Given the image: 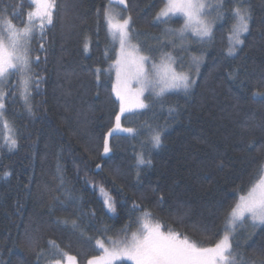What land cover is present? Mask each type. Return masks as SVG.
<instances>
[{
	"label": "trees",
	"instance_id": "16d2710c",
	"mask_svg": "<svg viewBox=\"0 0 264 264\" xmlns=\"http://www.w3.org/2000/svg\"><path fill=\"white\" fill-rule=\"evenodd\" d=\"M108 2L57 0L54 23L45 30L44 50L39 47V35L31 43L33 58H40L32 72L43 77L39 90L32 91L33 113L19 98L6 101L4 118L14 130L17 146L9 150L4 144L0 123V264H49V241L75 256L77 264H86L87 258L98 254L88 237L116 239L126 224L131 225L128 235L137 230L133 221L141 213H131L133 202L153 213L161 231L170 227L202 246H212L215 239L193 231L190 225L197 222L210 233L222 232L225 213L259 179L264 162V97L253 94L264 93L260 82L264 76V0H248L253 20L235 58L225 55L229 22L218 26L212 42L192 43L183 54V70L189 71L191 57L203 53L199 73L191 71L196 85L187 95L174 90L164 98L163 106L150 97L145 102L152 108L122 117L125 127L147 121L166 128L161 147L145 152L151 165L141 166L139 180L135 153L142 150L140 142L145 137L114 135L109 137L111 152L103 153V135L119 111L112 90L115 69L110 68L115 53L103 16H97V10ZM28 3L0 0V8L8 5L11 13L13 4H23L25 15L13 19L19 26L31 10ZM127 4L124 15L132 16L137 32L150 34L139 37L149 45L154 44L150 37L158 36L163 28L178 29L183 24L181 18L167 25L152 23L163 6L161 0H127ZM97 68L102 70L99 82L93 74ZM238 68L240 78H229ZM16 79L12 78L13 83ZM241 80L246 86L240 85ZM169 107L177 108V114L170 116ZM117 168L120 177L113 176ZM4 173L10 175L5 178ZM101 187L117 201L116 214L107 212ZM160 195L165 199L157 207ZM93 210L94 217L90 215ZM184 212L188 216L183 223L174 218ZM72 220L80 225L78 229ZM239 238L247 257L264 259L260 252L264 225L242 231ZM115 264L132 263L119 260Z\"/></svg>",
	"mask_w": 264,
	"mask_h": 264
},
{
	"label": "snow or ice",
	"instance_id": "6c2138e0",
	"mask_svg": "<svg viewBox=\"0 0 264 264\" xmlns=\"http://www.w3.org/2000/svg\"><path fill=\"white\" fill-rule=\"evenodd\" d=\"M115 2L124 6L123 9L117 11L114 0H109L108 4L97 10V16H103L112 51L115 53L110 68L114 66L115 69L116 83L112 90L119 101L114 125L103 135V153L107 155L111 152L109 137L114 135L126 133L131 138L145 137L140 142L142 150L135 153L139 180L141 166L151 165V159L146 157L145 152L161 147L166 128L147 121L136 127H123L122 117L137 109L152 108V104L145 102L150 97L153 101H161L163 106L164 98L174 90L183 91L187 95L196 85L191 71L194 68L196 74L199 73L203 53L191 57L189 71L183 70V54L190 51L189 46L192 43L212 42L218 26L227 25L229 22L231 26L227 30L225 55L235 58L245 42L243 37L250 31L253 15L248 0H161L163 6L153 16L152 23L156 26L167 25L173 17L179 15L183 18V24L178 29L163 28L158 36L150 37L154 44L149 45L139 37H149L150 34L137 32L132 26V16L124 15L128 10L127 0ZM11 7V13L8 5L0 8V123L5 130L4 144L9 150L16 148L17 139L12 134V126L4 118L6 101L9 97L13 101L19 98L23 100L29 114L33 113L30 103L32 91L39 90L43 77L32 72V65L38 64L40 58H33L31 43L39 35V47L44 50L45 30L54 23L58 4L57 0H29L28 7L31 10L26 13V22L21 19L19 26L13 23V19L25 15L22 11L24 5L13 4ZM17 9L21 10L18 14ZM189 34L195 40H190ZM84 47L87 50V42ZM105 55L108 56L107 49ZM93 74L99 82L102 70L97 68ZM240 75L241 70L238 68L229 74V78L239 79ZM13 77H17L15 83L12 81ZM260 82L264 85V76ZM240 85L246 86L245 81L241 80ZM253 96L264 97V93H254ZM177 111V108L169 107L170 116L177 114ZM96 167L100 169L101 165L97 164ZM8 175L10 173H4L5 178ZM113 176H121L118 168L113 170ZM100 191L104 195L103 204L107 212L116 214L117 201L103 187ZM141 199L145 197L141 196ZM164 199L163 195L158 197L157 207L164 203ZM120 203L124 204L125 201ZM136 212L141 215L133 221L138 227L131 236L128 235L131 225L126 224L116 239L111 236L103 239L88 237L89 242L94 240V244L90 246L98 254L87 258L86 264H114L117 260H129L132 264H264V259L256 261L244 254L239 238L242 231L248 228L254 230L264 225V162L260 166L259 179L225 213L222 232L210 233L206 226L197 222L190 225L193 231L215 239L212 246H202L200 242L193 241L189 236L177 233L170 227L167 231H161L160 223L154 222L156 217L153 213L146 206L133 202L131 213ZM90 215L94 217L95 211H91ZM187 216L188 212H184L174 218L183 223ZM71 224L74 229L80 227L76 220H72ZM103 231L107 232L108 229ZM250 238L249 236L244 239ZM49 245V264H62L64 257H67L68 264H76V257L63 252L55 241H49ZM260 252L264 255V247Z\"/></svg>",
	"mask_w": 264,
	"mask_h": 264
},
{
	"label": "rangeland",
	"instance_id": "374dc122",
	"mask_svg": "<svg viewBox=\"0 0 264 264\" xmlns=\"http://www.w3.org/2000/svg\"><path fill=\"white\" fill-rule=\"evenodd\" d=\"M114 6L116 7V10H117V11H120V10L123 9V7H124V6H122V5H118V3L115 2V0H114ZM174 18H181V19H183V18H182L181 16H179V15L173 17V19H174ZM189 36L192 37L190 34H189ZM192 38H194V37H192ZM133 87H135V85H133ZM145 95H147V94H145ZM137 110H139V109H137ZM137 110H134V111H137ZM134 111H133V112H134ZM121 124H122L123 127H125V126L123 125L122 122H121ZM248 229L252 230L251 228H248ZM133 232H134V231H133ZM129 236H131V234H130ZM68 255H69V254H68ZM117 261H119V260H117ZM117 261H115L114 264H115ZM127 261H129V260H127ZM129 262L132 263V261H129ZM62 264H68L67 257H64V259H63V261H62ZM76 264H77V260H76Z\"/></svg>",
	"mask_w": 264,
	"mask_h": 264
}]
</instances>
